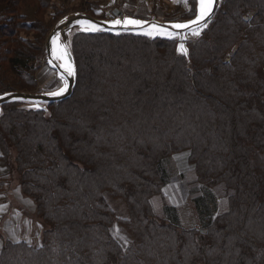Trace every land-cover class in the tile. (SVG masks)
I'll use <instances>...</instances> for the list:
<instances>
[{"label":"trees","instance_id":"trees-1","mask_svg":"<svg viewBox=\"0 0 264 264\" xmlns=\"http://www.w3.org/2000/svg\"><path fill=\"white\" fill-rule=\"evenodd\" d=\"M56 1L0 0V94L35 92L21 75L46 52ZM177 43L77 31L73 96L3 106V176L44 230L40 245L0 232V264H264V0H224L189 58ZM185 151L191 225L164 190Z\"/></svg>","mask_w":264,"mask_h":264},{"label":"water","instance_id":"water-1","mask_svg":"<svg viewBox=\"0 0 264 264\" xmlns=\"http://www.w3.org/2000/svg\"><path fill=\"white\" fill-rule=\"evenodd\" d=\"M224 0H215L213 12L210 15V17L206 18L205 23L207 24V27H203L202 29H198L200 31V34L198 36L192 35V32L189 29H174L171 26L173 24L177 23H183L188 24L192 20L196 18V15L198 14V0H196V11L194 16L187 18V19H174V20H163L159 19L157 16L153 15L150 18H142L137 16H130L125 15L120 10H114V17L113 18H100L96 17L88 12L84 11H76L72 12L70 14L65 15L64 17L60 18L56 24L52 27L50 30L46 42H45V51H46V59L49 67L56 71L58 78L60 79L61 76H64L67 80V90L60 96H52L49 95V92H54L58 90L59 88L63 87L62 85L54 90L51 91H45V92H32V91H8L5 93L0 94V114L3 111V106L8 103H14V102H25L29 104V107L34 109H42L48 111V105L59 103L65 100H68L71 98L76 90L77 83H78V66L76 57L72 48V38L74 34L77 31H82L80 21L87 20L91 23L95 24L97 27L101 29V31L97 32H86L90 34H98V33H109L113 35H121V34H135L140 36L148 37L152 40L156 39H170L167 36L163 35H156V36H146L142 33L147 31L152 25H157L159 27H162L166 29L169 32H172L174 34V38H171L170 40L176 39L178 41L177 43V53L178 55H182L179 52V46L180 44H183L184 47L187 49L188 55L187 58L190 57V47H189V41L191 40H198L200 39L205 31L210 27L212 22L214 21L222 3ZM135 19L140 20L143 22V28H136L133 26H129L127 30L123 26H115L113 27L112 22L114 20H121L124 19ZM192 27H196L193 25ZM59 35L60 37V45L62 47H66L67 52L70 54L71 62L75 69V76L69 77L67 76V73L64 71V69L60 66V61H57L53 58L52 55V45L51 40L56 35ZM231 57L227 58V61H230ZM61 80V79H60Z\"/></svg>","mask_w":264,"mask_h":264},{"label":"rangeland","instance_id":"rangeland-1","mask_svg":"<svg viewBox=\"0 0 264 264\" xmlns=\"http://www.w3.org/2000/svg\"><path fill=\"white\" fill-rule=\"evenodd\" d=\"M186 3V6L188 7L187 10L176 11V12H167L165 11V5H161L157 7L154 11H152V16H162L159 19L163 20H174L182 18L183 16H186L188 13L192 12V6H191V0H184ZM71 5V6H70ZM55 7L61 6L60 10L54 9L52 10L51 14L46 18V21L48 23L47 27L52 29V27L56 24V22L65 16V13L70 14L72 12L76 11H84L88 12L90 14H95L94 16L100 17V18H113L114 10L119 9L122 10V7L117 3V0H114L113 4L111 5H97L90 0H81L80 4H78V1L76 0H57ZM184 7V3H183ZM65 11V12H64ZM26 13L28 14L29 19L33 17V9L29 8L26 10ZM126 15L130 16H137L141 17V13H137L136 10L128 9L125 13ZM150 14L146 15L147 18ZM254 16V12L252 10L246 12L244 14V19L246 21L251 20ZM144 18V17H142ZM29 35L34 36L35 38L32 40H38L40 38V34L36 32L33 35V32H28ZM49 34V33H48ZM48 36V35H47ZM47 36L45 38V42L47 39ZM45 42H44V50H45ZM233 51H230L228 55L226 56V61L228 57L232 58ZM31 65V64H30ZM32 66V65H31ZM30 66V67H31ZM32 75H28L23 73L21 75V82L22 81H36V90L35 92H45V91H51L54 90L62 85L61 80L58 78L56 71L51 69L47 63L46 59V52L41 53L37 59L33 62V69L30 71ZM12 81L20 82V80L17 77H12ZM188 152H183L174 155V164L177 169V175L171 179V181L166 185L164 188L165 193L169 196V198L174 202L175 205L180 206L184 210V216L186 225H191L193 220H195V217H192V214L188 210V204H187V194H188V187L186 184H184L183 181V174L191 168V165L188 162ZM208 188L204 187L205 193L207 192ZM117 209V208H116ZM120 217L127 215V210H125L124 207H119L118 209ZM215 211V205H212V212ZM215 212L213 213V215ZM113 232L121 239L123 240L126 245L130 244L131 238L130 235L125 231V228L123 226H120L119 224L116 225L113 228Z\"/></svg>","mask_w":264,"mask_h":264},{"label":"crops","instance_id":"crops-1","mask_svg":"<svg viewBox=\"0 0 264 264\" xmlns=\"http://www.w3.org/2000/svg\"><path fill=\"white\" fill-rule=\"evenodd\" d=\"M77 1L80 4L81 0ZM90 2L97 5H111L114 0H90ZM183 3L184 0H130L121 4V7L125 13L128 9H134L137 13H141V17L147 18L146 15L150 14L148 17H151L152 11L161 5H165L167 12H179L183 8ZM6 172L4 163L0 161V232L4 238L13 242L25 241L40 245L44 229L33 216L35 205L23 195L17 182H9L8 178L3 176ZM1 245L0 243V249Z\"/></svg>","mask_w":264,"mask_h":264},{"label":"snow or ice","instance_id":"snow-or-ice-1","mask_svg":"<svg viewBox=\"0 0 264 264\" xmlns=\"http://www.w3.org/2000/svg\"><path fill=\"white\" fill-rule=\"evenodd\" d=\"M215 0H198V14L196 15V18L192 20L188 24L183 23H177L173 24L171 27L174 29H189L192 32V35L198 36L200 34V31L198 29H202L203 27H207V24L205 23L206 18L210 17V15L213 12ZM81 28L85 32H97L101 31L99 27H97L95 24L91 23L87 20L80 21ZM113 27L115 26H123L125 30L129 26H133L136 28H143V22L140 20L135 19H124L121 20H114L112 22ZM195 25L196 27H192ZM146 36H156V35H163L167 36L168 38H174V34L172 32L167 31L166 29L159 27L157 25H152L147 31L142 33ZM60 37L57 34L55 37L51 40V51L53 58L57 61H60V66L64 69V71L67 73V76L72 77L75 76V69L70 59V54L67 52L66 47H62L59 43ZM179 52L182 55L187 56L188 52L187 49L184 47L183 44H180L179 46ZM61 81L63 82V87L59 88L58 90L54 92H49V95L52 96H60L62 95L68 87L67 80L64 76L60 77Z\"/></svg>","mask_w":264,"mask_h":264},{"label":"built area","instance_id":"built-area-1","mask_svg":"<svg viewBox=\"0 0 264 264\" xmlns=\"http://www.w3.org/2000/svg\"><path fill=\"white\" fill-rule=\"evenodd\" d=\"M128 1H130V0H117V3L121 6V4L126 3ZM122 12L125 14V11H122Z\"/></svg>","mask_w":264,"mask_h":264}]
</instances>
